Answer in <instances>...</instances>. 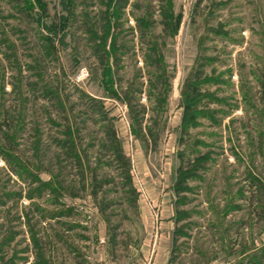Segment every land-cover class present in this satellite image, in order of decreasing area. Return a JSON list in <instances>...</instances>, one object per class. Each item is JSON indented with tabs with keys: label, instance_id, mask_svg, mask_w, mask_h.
Returning <instances> with one entry per match:
<instances>
[{
	"label": "rangeland",
	"instance_id": "rangeland-1",
	"mask_svg": "<svg viewBox=\"0 0 264 264\" xmlns=\"http://www.w3.org/2000/svg\"><path fill=\"white\" fill-rule=\"evenodd\" d=\"M74 2L72 14L66 0H0V103L16 116L11 156L0 154V264L13 253L9 264H32L28 227L46 237L53 264H90L82 254L91 250L99 264L163 256L165 264L170 256L169 264H240L264 255V210L258 218L252 209L257 195L264 208V0H120L118 16H109L105 71L88 33L92 24L100 30L104 0ZM82 6L87 26L76 16ZM57 20L63 29L54 33ZM18 70L21 93L12 89ZM191 83L200 96L182 134ZM66 123L78 167L61 158L51 166L50 153L42 161ZM110 128L129 160L132 191L104 164ZM205 152L206 169L176 194L179 153ZM14 155L27 171L12 166ZM87 165L112 178L95 197ZM34 177L54 181V191H36Z\"/></svg>",
	"mask_w": 264,
	"mask_h": 264
},
{
	"label": "trees",
	"instance_id": "trees-1",
	"mask_svg": "<svg viewBox=\"0 0 264 264\" xmlns=\"http://www.w3.org/2000/svg\"><path fill=\"white\" fill-rule=\"evenodd\" d=\"M66 2H67L66 3L67 8H70V11H72V7L76 8L74 0H66ZM119 3H120V0H104V9L102 11L103 22L98 27V29L100 28V30H97L96 29L97 27H95L93 24L91 25V27H90V25L88 27V33L91 35V37H93L92 48H93L94 52H96L98 54L100 64H102V68H103L102 71H105L107 69V66H108L106 63L107 51H106L104 45H105L106 35L108 34L109 29L112 27L109 16H113V17L118 16V14L120 13L118 11V9L121 8V4H119ZM82 7L79 10L80 14H78L76 11V16H78V17H80V19H82L81 20L82 26H87L86 20H90V19L85 15L86 13L84 12V6H82ZM73 13L74 12L72 11V14ZM167 20H168V17H165L164 22H166L165 23L166 25L168 24ZM61 23H62V25L60 26ZM62 27H63V20H60L59 22L57 20L56 22H54L52 24V29H53L54 33L59 31V28H62ZM60 40H61V38H60ZM8 47H9V45H8ZM113 47H115V46H113ZM151 50H152V54H154V52H155V51H153L154 48H152ZM112 51L115 52L114 49ZM9 62L14 63V61H12V60H9ZM19 73H20V71L18 70V73H17L18 75H16V77H15L14 86L12 88V89L16 90V93H18V92L21 93V90H20L21 86H19V85H21V79H20ZM187 88L188 89L186 90V93H185V100L186 101L182 105V112H181V116H180L181 127L179 128V131H180V133L182 132V134H186L187 128L192 124L191 123L192 120L196 117L194 110L196 109L197 104L195 103L194 99L195 98L197 99V97L200 96V94H199L200 87L198 85H196L195 83L189 84L187 86ZM0 90H2V88H0ZM47 101H49L50 104H52L53 106L56 104H59L58 100H55L51 97ZM19 105H20V103H19ZM16 106H18V103L15 105V108H16ZM10 107L12 108V107H14V105H11ZM22 110L24 111V109H22ZM144 112H145V106L144 105L136 107L135 113H134L135 114V117H134V123H135L134 127L135 128L133 129L134 131H136V130L140 131L141 125L139 122L141 121V118H142ZM12 116H15V115H13L11 113V109L5 108L0 103V135L2 138L3 137L6 138V141H4L3 144H0V154L1 155L4 154L3 156L5 158H8V159L11 156L10 152H8V150H9L8 148L10 145L9 140L12 139V133H9V130L11 128L10 125L12 124V121H13ZM17 117H18V114H17ZM3 126H5V128H7V129H2ZM61 132L63 134L62 135L63 139H56L54 137L53 138L50 137L51 139H49V142H46V144L44 146L45 147L44 151L42 152V155H41L42 161H43V159H45V156L48 153H50L51 155L48 158L51 162V166H56L57 163L63 161L65 164H69L70 166H73V167L74 166L78 167V165H80V161L78 159L79 155L77 153H75V150H74L75 146H74L73 133H72L71 126H69L68 123H66L63 126ZM106 132L107 133H106L105 139L101 140V148L104 150L103 154H105V155L108 154V157H109L108 160L109 161H104V164L113 165V167H115L117 169L118 174L120 176H122L120 179L121 180L120 185L123 188L124 187H128V188L130 187L129 189L132 191L131 183H130V179H129V175H128L129 160L121 149V145H120V142L118 141V138L115 135V131L110 128ZM52 146L57 148L58 151L56 153H54V150L52 151V149H51ZM31 149L33 150L34 154L37 155V151L39 149L38 139H37V141H33ZM49 150H51V151H49ZM83 155L85 156L86 162H89L87 152H83ZM95 155H96V153H95ZM15 158L16 157L14 155L13 159H11L15 162V163H13L12 166L17 167V164H21V165H19V169L21 168V170L27 171V168L24 166V164L21 161L15 160ZM59 158H61L62 161H60ZM209 161H211V160L209 157V153H207V152L196 153L195 155H193V157L187 158L186 160H184V158H183V153H179V161H178V164L175 168L176 181H175L174 192L177 194L179 191H181V190L183 191L184 189H186L187 188L186 182L188 180H194L196 177H198L199 172L204 171L206 169V166H207ZM65 164L60 166V168H63L65 166ZM87 169H88L89 174H90L91 194L95 197L97 192L100 191L101 187L104 184L110 182L109 180H111L112 178L106 179V178H108L107 173H105L103 175L101 173V175H100L97 167L90 169V167L87 165ZM30 175L32 176V173H28V176H30ZM57 175H58V173H57ZM57 175H54V178H56L55 182L59 183V179H58ZM245 176H246L245 177L246 179L249 178L248 172ZM34 179L37 182V185L35 187L36 191L40 192V190H44V189H49V191H51V192L54 191L53 184L55 182L52 181L51 179H49L46 182L39 181V179H37L36 177H34ZM253 180H255V178H250V181L248 182V184L250 185L249 188H250V195L252 196L251 198H255V196L257 194V188H258ZM181 184H182V187H179V185L181 186ZM34 196L35 195H28V198H33ZM254 200H255L256 205L254 204L252 207V209L254 211L253 213L256 215H259L258 218H260V214L262 215L263 210H264L263 207H259V206H262L261 205L262 201L258 195L256 196V199H254ZM26 220L28 221V218H26ZM31 229L28 227L29 241H30V248L29 249L33 253L32 264H53L51 262V258L49 257L48 253L47 254L45 253L46 252L45 248H46V245L48 244L47 239H45L46 237H42V235H39L37 233L38 231H31ZM172 245H173V239H172ZM13 256H15V253L12 254V256L8 259V261H6V262L2 261V264L12 263ZM21 258L23 260L27 259V257H21ZM170 258H171V256L169 257L166 264H169ZM260 262L264 263V255L261 253L257 254L256 256L249 257V259L241 262L240 264H261Z\"/></svg>",
	"mask_w": 264,
	"mask_h": 264
},
{
	"label": "crops",
	"instance_id": "crops-1",
	"mask_svg": "<svg viewBox=\"0 0 264 264\" xmlns=\"http://www.w3.org/2000/svg\"><path fill=\"white\" fill-rule=\"evenodd\" d=\"M91 253V254H90ZM94 252L91 250L90 252H87V254H82V257L84 258V263H88V262H90V264H99L98 262H97V260L96 259H94ZM154 256V255H153ZM152 257V256H151ZM153 260H155V257L154 258H152ZM157 259H159V262H158V264H160V263H162V264H165V259H166V256L164 257L163 256V258H157ZM160 259H164V261H161ZM161 261V262H160ZM138 263V262H137ZM153 263H155V261H153L152 262V264ZM72 264V263H71ZM136 264V263H135ZM139 264V263H138Z\"/></svg>",
	"mask_w": 264,
	"mask_h": 264
}]
</instances>
